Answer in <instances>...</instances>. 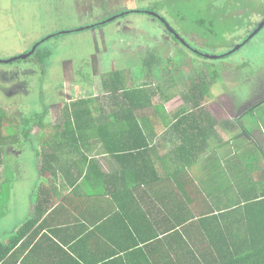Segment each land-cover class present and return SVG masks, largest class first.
I'll list each match as a JSON object with an SVG mask.
<instances>
[{
	"label": "trees",
	"instance_id": "obj_1",
	"mask_svg": "<svg viewBox=\"0 0 264 264\" xmlns=\"http://www.w3.org/2000/svg\"><path fill=\"white\" fill-rule=\"evenodd\" d=\"M232 1L227 4L228 9L233 8V11L242 8L246 10L245 14L252 12L253 4L256 2L255 0ZM257 1L261 4L264 3V0ZM134 13L151 16L155 20L157 18L152 14L160 16L168 25L167 28L159 21L166 34L172 36L176 43L182 44L181 47L184 46L189 51H196V47L190 45L179 35L162 15L156 12L153 6L150 5L146 10H137ZM121 15L118 14L115 20L122 17ZM212 15L217 17L216 22L218 19H225V16ZM233 17L237 21L244 22L247 16ZM107 23L96 24L93 28H100ZM208 24L211 27L215 25L212 26L211 19ZM258 27L260 25L255 24L254 31H257ZM260 33L256 35L258 36ZM251 34L253 35V32ZM59 35L62 34H55L53 37ZM250 40L240 47L247 45ZM160 45L168 50V52L166 51L167 55L164 52V47L161 48L162 51L158 48L146 47L148 58H145L142 61L143 65H141L144 66L146 77H157V67H163L165 64H174L172 65L174 69L169 70L172 68H168L166 72L173 75L180 70L184 59L187 58V56H182L180 59L181 53L169 52L168 43H160ZM240 49H237L236 52ZM196 52L199 53V56L211 60L222 59L227 56L224 54L223 57L217 58L213 54L202 52L200 48ZM35 53L41 60L48 56L47 52L44 53L41 50H37ZM23 61L26 62L25 60H17L16 62L21 63ZM209 68L212 70L213 76L216 77L217 69L210 66ZM125 72L114 70L102 75L101 92L110 94L109 98L105 100L109 112L106 115L104 125L95 123L96 119L92 116L93 113L90 108L91 100H78L66 105L61 120L62 125L53 126H51L48 118L50 105L48 108L42 106L37 109L30 103L33 98L21 96L19 99L25 105L23 111L29 112L21 115V122L9 118V113L0 106V220L7 214L1 211L2 207L8 203V191L6 194L5 186L15 174L13 171L11 175L10 170L11 148L19 149L22 152L21 155H25L23 150L33 151L36 163L34 168L38 171L37 180L31 187L33 191L29 200L28 218L6 233L0 230V264H157L155 253L159 249L163 250L164 242L157 239V234L153 236L154 240L157 239L155 243L141 242L143 240V226L139 227L142 224L141 218L144 214L137 209L128 211L130 205L135 203L136 198L131 201L129 206L124 207L119 202L118 188L112 186L105 192L104 189H101V180L98 179L94 183V185L98 184L95 190L85 198H77L68 211L71 212L68 214L69 217H64L62 221L59 210L52 209L51 204L58 188L55 184L47 186L45 183L47 178H55L58 181V174H66L69 179L67 182L69 186H74L77 183L74 179L80 176L85 177V184L90 183L88 179L91 178L94 161H88L86 155H83L82 150L77 145L79 139L83 138L88 131H93V138L101 140L104 153L111 154L122 164V167L127 157L132 158V160L146 157L144 168L151 169V173L155 174L152 169L153 162H150L149 158L153 157L154 142H160L161 137L155 132V117H148V115L151 111L150 114L154 113L151 102L156 96L159 86L151 82L135 86L132 83L133 75H125ZM206 79V75L199 76L198 79L190 80L188 83L187 91L184 93V106L172 118L173 123L165 133L169 137H163L167 143H173L174 146H169L168 151L163 152L160 158L162 161L169 158L178 162V168H175L173 172L176 179L170 188H175L176 183H181L185 176L192 182V176H181V174L182 171L184 174L190 170L193 172L195 182L200 185V191L202 190L199 197L201 200L199 211L203 206L213 209L220 208L222 204L226 203L227 197L223 195L222 191L224 184L231 183V189L233 187L239 189L243 181L254 183L255 175L251 164L255 160L252 159L253 153L248 152L245 157L238 159L237 153L240 151L237 149L238 145L235 144L236 147L231 146L227 141H224L229 147L227 149L220 147V144H223L220 143V133L228 131L233 135L237 132L235 124L240 121L239 118L235 121L228 119L225 116L229 114L228 112L221 117H213L206 110L205 97L209 94L208 88L211 86L205 83ZM30 104L34 109L29 111ZM263 106L264 100H260V102L254 103L252 107H238V109H241L242 114L243 112L249 114ZM6 123H8L7 127ZM38 129H41L42 133H38ZM211 139L218 142L217 150L210 156L212 161L210 165H207L205 150L210 147ZM234 140L237 139L232 136V142ZM157 142L156 147L158 146ZM222 156L227 157H223L221 162ZM185 167L187 170L184 169ZM119 172L120 170L115 175L119 176ZM256 174L261 179L257 182V186H263L264 184L260 183L264 181V171L261 170L260 173ZM146 185L150 188L151 182L149 184L147 182ZM131 189L134 190L133 187ZM175 189L177 190V188ZM130 195L135 196L133 193ZM108 197H111L113 201L111 208L104 205L107 203ZM189 221L191 219L186 220L185 224L176 222V226L168 227L169 229L165 227L163 234L172 231L173 238L182 236V231L186 232L189 228H194L198 222L204 224L205 218L203 214H200L198 222H193L185 228ZM0 229H2L1 224ZM169 246L172 245L169 244ZM230 247H235V245ZM184 248H179L181 250L176 253L184 255L186 246ZM188 249V252L200 253L203 262L197 259L196 264H204V262L205 264H230L229 261H220L219 249L215 250L216 263H213L209 253L203 257V253L207 251H203L202 244H197V250L192 247H188ZM179 255H177V261L180 259ZM231 257L234 258V255Z\"/></svg>",
	"mask_w": 264,
	"mask_h": 264
},
{
	"label": "rangeland",
	"instance_id": "obj_2",
	"mask_svg": "<svg viewBox=\"0 0 264 264\" xmlns=\"http://www.w3.org/2000/svg\"><path fill=\"white\" fill-rule=\"evenodd\" d=\"M255 1L252 12L245 14L246 10L242 8L228 9L227 4L232 0H94L79 2L80 7L75 9L66 0H0V62H8L19 55L31 57L27 63H0V106L9 113V118L21 122V115L28 111H23L25 105L19 99L31 95L33 99L30 103L37 109L56 105L50 108L48 118L51 126L57 125L63 118L59 112L61 107L57 105L61 101L65 103L67 89L78 96L77 101L87 100L93 86L101 89L102 75L114 70H128L124 74L133 75L135 86L145 82L159 86L151 102L155 114H150L151 111L148 117H155V129L161 135L163 146L167 143L163 137H169L165 133L173 123L172 115L184 106L188 83L199 76L206 75L205 83L211 85L205 97L206 110L213 117H221L228 112L225 115L228 119H240L245 112L242 114L238 107H252L264 99V29L240 50L230 53L248 41L251 32L255 34L253 30L257 21H262L264 3ZM150 5L179 35L195 46L196 51L200 48L202 52L214 56H227L211 60L181 47L182 44L166 34L155 18L134 13L146 10ZM118 14H123L119 20L110 21ZM212 14L225 16V19L216 22L217 17ZM233 16L247 17L240 22ZM210 19L212 26L215 24L213 27L208 24ZM105 22L108 23L94 30H88L86 26ZM55 34L62 35L52 37ZM160 43H168L169 52L181 53L180 59L182 56L187 58L184 62L182 60L183 65L173 75L166 72L174 64H165L157 67V77H146L144 66H141L142 61L148 58L146 47L162 51L164 46ZM36 47V51L50 52L47 58L41 60L37 57ZM166 51L165 48V54ZM209 66L217 69L216 77ZM94 101L90 104L92 113L102 116L101 112L108 109L102 106L106 104L104 99ZM253 113H249L247 118L256 122L257 119H264V106ZM235 126L246 129L241 122ZM37 132L42 133V130ZM224 134L227 135V132ZM232 136L240 145L244 144L239 132ZM216 150V147L205 150L207 165H210V156ZM23 151L25 155H21L17 148L10 150L11 175L13 171L15 174L5 186L8 203L1 211L7 214L0 220V230L5 233L28 218L31 187L37 180L34 153ZM136 206L130 205L128 211L136 210ZM174 250L179 252L181 249L175 247Z\"/></svg>",
	"mask_w": 264,
	"mask_h": 264
},
{
	"label": "crops",
	"instance_id": "obj_3",
	"mask_svg": "<svg viewBox=\"0 0 264 264\" xmlns=\"http://www.w3.org/2000/svg\"><path fill=\"white\" fill-rule=\"evenodd\" d=\"M83 1L93 2L94 0H66V3L75 9L80 7L79 2L82 3ZM94 25L87 24L86 26H88V30H94L96 29L93 28ZM23 60L26 63L30 61L26 58ZM40 67L42 68V65ZM34 75H36V72H34ZM22 80L24 81L25 77ZM90 93L91 96L87 100L94 101L100 98L101 100L104 99V103L110 96V94H101V89L95 88V86L92 87ZM64 96L65 103L61 101L57 105L61 107L59 110L61 116L67 104L79 99L70 89H67V92L65 91ZM28 97L31 98V95H28ZM55 106L51 104L49 108H55ZM102 106L107 108L108 104H103ZM30 109H34L31 104L28 107L29 111ZM108 112L109 108L101 112L102 116H96L93 113L92 116L96 119L95 123L97 125H104ZM248 115L250 114H244L239 119L246 129L237 127V132L240 131L239 137L245 141L244 144L240 145L237 140L232 142V133L227 131V135L224 132L220 133L222 135H220V143H223L220 144V147L222 149L229 147L224 141H227L231 146L236 147L238 145L237 149L240 150L237 153L238 159L245 157L248 152L254 154L252 159L255 160L251 162L255 173L254 183L243 181L239 189H235L234 187L231 189V183L224 184L222 191L223 195L227 198L226 203L222 204L220 208L211 209L203 206L199 211V203L201 201L199 197L202 194V190L200 191V185L195 182L196 179L191 170L186 174L182 171L181 176H192V182L185 176L181 183H176L175 188L177 190L170 188L176 179L173 172L175 168H178V162L169 158L162 161L160 158L163 152L168 151L169 146H174L173 143H166L163 146L160 142L156 141L158 145L156 147V142H154L155 150L153 157L149 158V161L153 162L152 169L155 172V174H152L151 169L144 168L146 157L136 160L127 157L122 167V164L111 154L104 153L103 144L101 140L93 138V131H88L83 138L79 139L77 145H81L79 148L82 150L83 155H86L85 157L88 158V161H94L93 172L91 173V178L88 179L90 183L85 184V177L80 176L74 179L77 181L74 186H69L67 183L69 179L66 177V174H58V181L55 178H47V182H45L47 186L55 184L58 188L55 191L53 200H51L52 209L59 210V216L62 217L63 221L64 217H69L68 214L71 212L68 211L74 205V201L77 198H85L89 193L93 192L98 185H94L95 181L100 179L101 189H104L105 192L112 186L118 188L119 202L124 207L126 205L129 206L131 201L136 198L135 202L137 203L133 205H137L135 209L144 214L141 218L142 224L139 227L143 226V240L141 242L155 243L157 239L164 242L162 246L163 250L159 249L155 253L157 264H196L197 259L203 262L199 252H188V247L197 250V244L203 245V251H207L203 253V257L209 253V257L212 258L213 263L217 261L215 250L219 249L220 261L222 262L229 261L230 264H264V185L257 186V182L261 179L256 174L260 173L261 170L264 171V119H257L256 122L251 120V118H247ZM251 115H254V113ZM57 125L62 124L60 122ZM92 126L94 127V125ZM155 132L158 136H161L157 133L156 129ZM210 141V147H217L218 142H215L213 139ZM223 157L227 156H222L221 162L223 161ZM184 169L187 170V167ZM118 170H120L119 176L115 175L118 174ZM49 181L52 183H49ZM147 182L148 184L151 182L150 188L147 187ZM262 183L264 184V181H261L260 184ZM169 188L170 190H168ZM131 193L135 196L130 195ZM106 200L107 203L104 205L111 208L113 205L111 197H108ZM200 214L204 215V224L198 222ZM190 219L191 221L186 223L185 228L193 222H198L197 225L200 227L196 225L197 227L189 228L186 232L182 231V236L175 238L172 237L174 236L172 231L163 234L165 227L172 228V226H176V222L185 224V221ZM155 234L158 235V238L154 240L153 236ZM169 244L172 246H169ZM233 244L235 247H230ZM184 246H186L185 253L182 252L184 255H179V253H176L177 250H174L175 247L185 249ZM177 255L180 256L179 261L176 260ZM231 255H234V258Z\"/></svg>",
	"mask_w": 264,
	"mask_h": 264
},
{
	"label": "water",
	"instance_id": "obj_4",
	"mask_svg": "<svg viewBox=\"0 0 264 264\" xmlns=\"http://www.w3.org/2000/svg\"><path fill=\"white\" fill-rule=\"evenodd\" d=\"M152 15H154V16L157 18L158 21L162 22V23L168 28V25L165 23V21H164L160 16L155 15V14H152ZM263 26H264V23L262 24V26H261L260 28H258L257 31L262 30ZM173 34H175V33H173ZM252 37H253V36H252ZM249 39H250V38H249ZM245 43H246V42H245ZM245 43H244V44H245ZM244 44H243V45H244ZM240 48H241V47L239 46V47L236 48L235 50L230 51V53H234V52H236L237 49H240ZM219 57H223V55H222V56H217V58H219ZM215 58H216V57H215ZM14 60H15V59H14ZM14 60H9L8 62L5 61V62H2V63H10V62H13Z\"/></svg>",
	"mask_w": 264,
	"mask_h": 264
},
{
	"label": "clouds",
	"instance_id": "obj_5",
	"mask_svg": "<svg viewBox=\"0 0 264 264\" xmlns=\"http://www.w3.org/2000/svg\"><path fill=\"white\" fill-rule=\"evenodd\" d=\"M263 18H264V16L262 17V19H263ZM113 20H115V18H114ZM260 22H261V21H260ZM260 22H258V23H260ZM258 23H257V24H258ZM263 23H264V20L262 21V24H263ZM262 24L260 25V27L262 26ZM260 27H258V28H260ZM263 28H264V26H263ZM263 28H262V29H263ZM261 31H262V30H261ZM257 33H260V31H255V34H253L252 36L254 37ZM252 36H251L250 39H252ZM40 44H41V43H40ZM40 44H39V46H40ZM39 46H38V47H39ZM38 47H37V48H38ZM37 48H36V49H37ZM35 51H36V50H35ZM48 53H50V52H47V54H48ZM25 58H26V57H25ZM25 58H23V59H25ZM28 58H31V57L28 56L26 59H28ZM23 59H22V60H23ZM29 60H30V59H29ZM13 62H14V61H13ZM13 62H12V63H13Z\"/></svg>",
	"mask_w": 264,
	"mask_h": 264
},
{
	"label": "flooded vegetation",
	"instance_id": "obj_6",
	"mask_svg": "<svg viewBox=\"0 0 264 264\" xmlns=\"http://www.w3.org/2000/svg\"><path fill=\"white\" fill-rule=\"evenodd\" d=\"M263 20H264V18L262 19V21H263ZM262 21H261L260 23H258V25H261V24H262ZM256 28H257V27H256ZM256 28H255V29H256ZM253 31H254V30H253ZM256 36H257V35H256ZM254 37H255V36H254ZM254 37H252V39H253ZM252 39H251V40H252ZM251 40H250V41H251ZM250 41H249V42H250ZM249 42H248V43H249ZM248 43H247V44H248ZM24 57H25V56H23V55H19V56H17V57L14 58L15 60H14V59H12V60H14V61L22 60ZM28 59H30V58H28ZM261 100H264V99H261Z\"/></svg>",
	"mask_w": 264,
	"mask_h": 264
}]
</instances>
